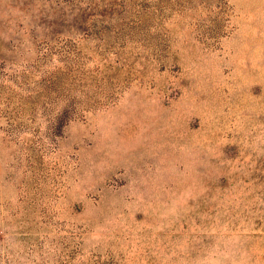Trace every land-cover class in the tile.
<instances>
[{
  "label": "rangeland",
  "instance_id": "374dc122",
  "mask_svg": "<svg viewBox=\"0 0 264 264\" xmlns=\"http://www.w3.org/2000/svg\"><path fill=\"white\" fill-rule=\"evenodd\" d=\"M0 264H264V0H0Z\"/></svg>",
  "mask_w": 264,
  "mask_h": 264
}]
</instances>
